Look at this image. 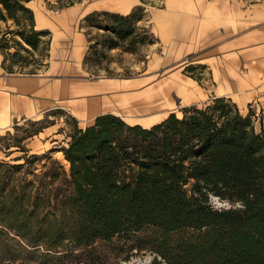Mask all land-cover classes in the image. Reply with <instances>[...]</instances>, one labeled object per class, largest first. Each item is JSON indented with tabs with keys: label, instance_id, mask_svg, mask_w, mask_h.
<instances>
[{
	"label": "trees",
	"instance_id": "1",
	"mask_svg": "<svg viewBox=\"0 0 264 264\" xmlns=\"http://www.w3.org/2000/svg\"><path fill=\"white\" fill-rule=\"evenodd\" d=\"M31 1L0 0L1 67L7 74H14L15 65L39 67L35 54L47 52L49 58L50 33L35 28ZM81 1L57 0L56 5L61 10ZM139 2L125 16H85L81 28L107 35L89 49L101 45L133 53L136 44L155 43L150 30L144 27L136 35L131 25L143 19L147 0ZM101 18L110 26H102ZM124 23L130 28L121 27ZM128 39L129 47L121 48L119 42ZM86 60L87 54L83 65ZM203 107L183 108L181 119L170 114L150 128L128 125L112 114L97 116L85 129L75 127L61 149L68 171L57 166L58 171L46 173L52 184L60 179L65 185L46 228L48 215L37 223L39 210L55 190H44L43 196L34 182L19 188L16 176L22 168L12 167L11 174L0 166V223L26 231L33 221L37 234L40 227L46 232V250L61 249L1 261L107 264L105 246L114 256L150 252L153 264H264V128L256 132L253 114L241 115L229 99L215 98ZM210 197L231 207L215 210Z\"/></svg>",
	"mask_w": 264,
	"mask_h": 264
},
{
	"label": "crops",
	"instance_id": "2",
	"mask_svg": "<svg viewBox=\"0 0 264 264\" xmlns=\"http://www.w3.org/2000/svg\"><path fill=\"white\" fill-rule=\"evenodd\" d=\"M47 1L56 2L28 3L35 16V28L50 33L49 61L44 72L35 76L7 74L1 67L0 53V130L60 106H67L79 124H90L104 114L124 118L122 115L135 112L130 117L132 124L150 128L166 119L161 115L173 106L174 93L183 100L192 97L194 81L177 76L168 79L170 84L155 85L126 99L130 104H124L126 100L119 95L110 98L109 92L136 85L77 79L83 74L86 54L87 39L79 30L82 19L93 12L125 16L140 5L139 0H82L58 11L49 9ZM151 15V33L160 49L170 54L165 61L175 58L174 64H179L188 60L211 71L212 81L221 91L211 99H229L238 109L233 96L239 95L237 102L245 103L264 92V0L245 7L237 0H165L163 10ZM74 73L72 83L69 78ZM251 85L261 88L250 89ZM261 118L259 128H264V116Z\"/></svg>",
	"mask_w": 264,
	"mask_h": 264
},
{
	"label": "rangeland",
	"instance_id": "3",
	"mask_svg": "<svg viewBox=\"0 0 264 264\" xmlns=\"http://www.w3.org/2000/svg\"><path fill=\"white\" fill-rule=\"evenodd\" d=\"M227 1L231 3L235 2V0ZM237 1L245 7L252 2L260 0ZM164 3L165 0H147V3L142 6L143 19L131 24L136 35H140L144 27L151 32V29H149L152 17L151 14L157 10H163ZM46 4L49 9L58 11L56 5L57 0L55 3L47 1ZM98 22H100L102 26H110L111 24L110 20L104 18H101ZM80 25L81 24H79V30L85 34L87 39L85 44L87 60L85 65H83V74L77 79L86 80L88 82L91 80H109L110 84L136 85L128 89L109 92L111 93L109 95L110 98H117L119 95L121 99L128 100L133 96H137L141 91L152 90L155 85L163 86L165 84H170L168 79L175 76L181 79H191L194 81L192 97L189 100H183L174 93V95H172L174 99L173 106L170 110L168 109L165 112V115H161L167 118L170 114H175L181 119L183 116V108L191 106H195L198 109L204 108L203 106L205 104L207 105L212 102V96L218 95L221 92L217 89L218 86L213 83L211 71L207 67L192 64L188 60L179 64L175 62L174 64L175 58H172L170 61H165V58H170V54L167 55L166 52L160 49L157 42L143 46L136 44L135 47L133 46L135 49L133 53L124 52L120 48L109 51L103 49L101 45L97 46L95 50H90L89 48L93 43H100L107 35H103L104 32L102 30L96 28H81ZM121 27L130 28V24L124 23ZM109 36L113 37V35ZM45 40H47V38H45ZM129 40L130 39L125 42H119V46L127 49L129 47ZM10 52L13 53L14 49H11ZM46 53L47 52H43L42 56L35 54V59H41L39 67L32 65L31 67L24 68L15 65L11 67V71L14 73L11 75L35 76L43 73L49 61V58L45 57ZM9 65L10 64L7 63V66ZM32 71H34L33 73L35 75H29V72ZM75 74L77 73H74L72 77L69 78L72 83L75 79ZM257 86L261 88L259 85H251L250 89ZM239 93L242 94L244 91H240ZM237 97H239V95L233 96L232 99L235 100L236 104L239 106V113L246 116L251 112L253 114L252 119L254 121L255 130L258 132L260 129L259 119L262 121L263 118L261 117L264 116V92H261L258 97L252 98L245 103L241 101L237 102ZM127 100L124 101V104H130V101ZM66 102L68 103V99H66ZM134 113L135 112L129 114V116L122 115L126 118L117 117L122 119L126 124L133 126L132 122L134 120L130 117L134 115ZM120 114L122 113L120 112ZM94 120L90 124H93ZM75 121V118L69 113L68 107L60 106L40 114L37 118L20 120L16 125L0 130V166L4 167V169L1 170H7V168H9L11 174H14L13 172L16 171L13 169L14 167L17 166L22 168L20 174L16 176L17 182L15 185L19 188L26 187V184L29 182H34L43 196L45 194L44 190L47 192H50V189L51 191L55 190L53 195L50 193L49 197L43 198L37 223L48 215V213L53 212L57 214L55 211L57 208L56 202L60 194L64 191L65 185H63V181L60 179L59 181H54L52 184L51 180L46 177V173L51 172L53 168L55 171H58L57 166H61L68 171V164L63 158L61 149L68 145L70 136L75 127L85 129L90 125L89 122L86 123L81 121L79 124V122L76 121V126ZM213 200L218 202V207H213ZM224 202L225 201L213 197H210L209 200V204L215 210L230 208L224 207ZM28 210H31V207H29ZM26 218L28 221L30 220L28 217ZM53 220L54 218L51 215H48V217L46 216V219L43 221L44 224L42 223L45 225L44 228L48 227V224ZM18 223L22 224L21 222ZM32 223L33 226L31 229L29 230L30 227H28L26 231L22 229L19 230L16 227L12 228L8 223H5V221L4 223H0V264H8V262H2L1 258H9L11 256L21 257L32 252L44 254L46 252L55 253L61 251V249L47 251L46 249L48 248L45 244V239H42L46 232L40 227L41 231L37 234V227L34 226L33 221ZM29 224H31V222ZM35 234V239H37L36 242L31 239L33 235L35 237ZM34 244H37L38 247H34ZM102 249V253L107 255V264H153L155 260V255L150 252H137L133 250L130 253L123 252L118 256H114L109 252V249H105V246L102 247Z\"/></svg>",
	"mask_w": 264,
	"mask_h": 264
},
{
	"label": "clouds",
	"instance_id": "4",
	"mask_svg": "<svg viewBox=\"0 0 264 264\" xmlns=\"http://www.w3.org/2000/svg\"><path fill=\"white\" fill-rule=\"evenodd\" d=\"M212 204H213V207H214V208L219 206V205H218V202L215 201V200H213ZM223 206H224V207H231V205H230L227 201L224 202V205H223Z\"/></svg>",
	"mask_w": 264,
	"mask_h": 264
}]
</instances>
